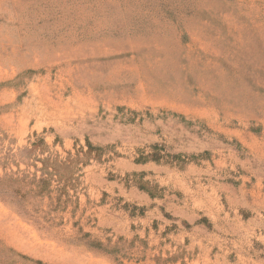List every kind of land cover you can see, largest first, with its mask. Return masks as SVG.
I'll list each match as a JSON object with an SVG mask.
<instances>
[{
	"label": "rangeland",
	"instance_id": "1",
	"mask_svg": "<svg viewBox=\"0 0 264 264\" xmlns=\"http://www.w3.org/2000/svg\"><path fill=\"white\" fill-rule=\"evenodd\" d=\"M0 264H264V0H0Z\"/></svg>",
	"mask_w": 264,
	"mask_h": 264
}]
</instances>
